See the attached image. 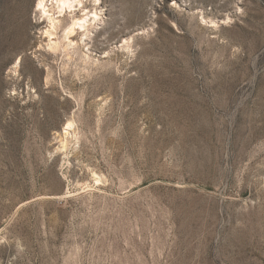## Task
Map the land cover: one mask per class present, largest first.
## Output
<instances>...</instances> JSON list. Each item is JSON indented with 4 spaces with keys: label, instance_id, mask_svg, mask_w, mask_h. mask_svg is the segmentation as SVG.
Instances as JSON below:
<instances>
[{
    "label": "rangeland",
    "instance_id": "1",
    "mask_svg": "<svg viewBox=\"0 0 264 264\" xmlns=\"http://www.w3.org/2000/svg\"><path fill=\"white\" fill-rule=\"evenodd\" d=\"M36 1L0 0V264H264V0L50 37Z\"/></svg>",
    "mask_w": 264,
    "mask_h": 264
},
{
    "label": "bare ground",
    "instance_id": "2",
    "mask_svg": "<svg viewBox=\"0 0 264 264\" xmlns=\"http://www.w3.org/2000/svg\"><path fill=\"white\" fill-rule=\"evenodd\" d=\"M83 2L82 0H37L35 4L36 13L39 15V18L48 25V29L45 31V35L49 37L53 35V33L61 28V22L64 16L67 14L75 15V13L82 8L83 11ZM91 15V16H90ZM72 18L71 22L62 27L63 31V40H68L69 43L70 38L75 36L78 32L85 33L84 35L87 37L89 22L93 23L98 21V14L95 10L84 13L82 17ZM39 20V19H38ZM91 24V23H90ZM67 43L66 46H70ZM55 47L52 46V49ZM72 129V124H67L63 129V134L65 138L70 136L69 131ZM72 135V134H71ZM63 146V145H62Z\"/></svg>",
    "mask_w": 264,
    "mask_h": 264
}]
</instances>
